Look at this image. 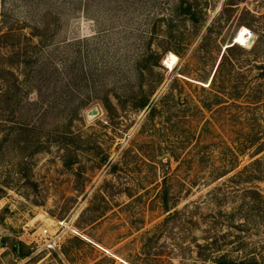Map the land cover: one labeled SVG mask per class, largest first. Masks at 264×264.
<instances>
[{
	"label": "rangeland",
	"instance_id": "374dc122",
	"mask_svg": "<svg viewBox=\"0 0 264 264\" xmlns=\"http://www.w3.org/2000/svg\"><path fill=\"white\" fill-rule=\"evenodd\" d=\"M230 42L242 48L234 69L251 78L264 62V0H0V66L29 76L15 116L30 135L53 131L40 150L8 145L0 264H208L205 239L264 264V179H226L252 149L209 179L227 169L224 139L253 126L264 136V106L227 119L192 78L210 75ZM149 93L152 115L132 106ZM202 123L213 134L199 141ZM255 156L264 169V150ZM44 227L56 248L43 245Z\"/></svg>",
	"mask_w": 264,
	"mask_h": 264
},
{
	"label": "trees",
	"instance_id": "16d2710c",
	"mask_svg": "<svg viewBox=\"0 0 264 264\" xmlns=\"http://www.w3.org/2000/svg\"><path fill=\"white\" fill-rule=\"evenodd\" d=\"M183 8L184 7L182 6ZM188 12H190V6H188ZM190 15H193V12H190ZM242 49L240 45L235 42H230L226 44L219 56V59L212 71V75L206 77L195 78L194 79L202 81L209 89L210 99H207L203 102L206 108L214 106L215 110L224 111L226 108L229 109L227 114V119L234 117L236 119L240 118V114L244 108L251 109L252 112L255 109H259L264 106V62L256 65L260 68L251 78H246L245 74L234 69L235 65V55L236 50ZM177 52V51H176ZM26 64V63H25ZM28 66V65H27ZM0 70L3 71L2 76H0V167L3 161L8 156V145L14 143V151L17 155L23 153V151L30 145V143L37 144L36 149L40 150L39 144L46 143V139L43 138L49 136L52 130H49L42 135L39 133H33L30 135L28 133L29 125L24 124V122L18 120L15 114L21 106L24 104L26 97L21 91L20 84L27 80L28 72H24V77L19 79L17 72L8 67L0 66ZM182 73V72H180ZM185 74V73H182ZM186 76H189L185 74ZM191 77V76H189ZM44 80V79H43ZM205 88V86H202ZM156 88H153V92ZM128 98L131 97V93L127 95ZM136 95L133 96V99ZM31 100V98H27ZM106 106V105H105ZM133 107L143 108L145 106H150L151 115L156 110L158 104L153 103L151 105V95L143 94L138 97L133 102ZM235 107L234 111H231L230 108ZM239 108L241 109L239 111ZM230 114V115H229ZM226 116V115H225ZM205 123L201 124V127L198 129L197 138L200 141V136H208L211 133V130L208 131L207 125ZM196 129V128H195ZM190 129L186 134V141H190V137L194 135ZM56 133V132H54ZM223 132L217 131V135L222 134ZM262 130L257 129L256 127L252 128H240L234 137L230 139H224L222 145L219 147L222 149V153L225 155L224 166L227 167L225 171L213 173L209 179L210 181L216 180L229 171L236 168L240 164L239 154H244L246 148L252 149L249 151L251 159L248 163L243 164L241 169H238L236 172L228 175L226 179L233 181V179H239L240 182H254L264 179V169L260 167L262 156H255L264 150V136H260ZM213 134V131L211 135ZM215 136V135H214ZM43 146V145H41ZM28 154V153H27ZM234 182V181H233ZM5 184L0 181V197L3 194ZM220 187V185H217ZM216 187V188H217ZM246 192H253L260 195L259 189L256 186L247 185L245 187ZM221 192L214 191L213 194L215 198L221 199L219 195ZM168 192L164 191L161 196V201L163 207L168 213H171L170 209L175 205H170L169 197L167 196ZM213 195V196H214ZM262 195V194H261ZM264 200V198H263ZM254 201V197L252 199ZM257 201V200H256ZM176 210V209H174ZM235 247L242 245V241L238 240ZM222 244L219 243L216 239H205L203 242H197L198 252L200 256H203L204 259H207L208 264H263L259 261L255 255H241L238 257V260L232 256L228 255V250L221 249ZM205 250L204 253L200 250ZM16 249V248H15ZM223 250V251H222ZM220 252V253H218ZM21 249L19 254H21Z\"/></svg>",
	"mask_w": 264,
	"mask_h": 264
},
{
	"label": "built area",
	"instance_id": "2783aa9c",
	"mask_svg": "<svg viewBox=\"0 0 264 264\" xmlns=\"http://www.w3.org/2000/svg\"><path fill=\"white\" fill-rule=\"evenodd\" d=\"M40 237L43 239V245L46 248L53 249L58 245V236L52 235L48 228L44 227L39 231Z\"/></svg>",
	"mask_w": 264,
	"mask_h": 264
},
{
	"label": "bare ground",
	"instance_id": "6f19581e",
	"mask_svg": "<svg viewBox=\"0 0 264 264\" xmlns=\"http://www.w3.org/2000/svg\"><path fill=\"white\" fill-rule=\"evenodd\" d=\"M177 59H178V56L176 54L171 55V58L168 60V64L170 65L171 68L176 63Z\"/></svg>",
	"mask_w": 264,
	"mask_h": 264
},
{
	"label": "water",
	"instance_id": "95a60500",
	"mask_svg": "<svg viewBox=\"0 0 264 264\" xmlns=\"http://www.w3.org/2000/svg\"><path fill=\"white\" fill-rule=\"evenodd\" d=\"M249 41H251L252 40V37H249V39H248ZM212 75V74H211Z\"/></svg>",
	"mask_w": 264,
	"mask_h": 264
}]
</instances>
